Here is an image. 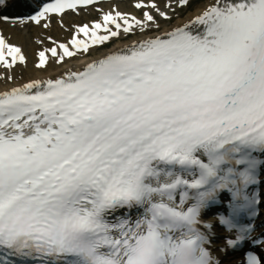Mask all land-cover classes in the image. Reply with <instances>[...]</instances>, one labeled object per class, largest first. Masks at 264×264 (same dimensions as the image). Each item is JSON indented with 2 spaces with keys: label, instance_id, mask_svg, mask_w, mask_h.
<instances>
[{
  "label": "snow or ice",
  "instance_id": "1",
  "mask_svg": "<svg viewBox=\"0 0 264 264\" xmlns=\"http://www.w3.org/2000/svg\"><path fill=\"white\" fill-rule=\"evenodd\" d=\"M96 2L3 17L68 31L36 52L41 71L127 42L0 91V264H264V0L65 20ZM27 65L0 30V68Z\"/></svg>",
  "mask_w": 264,
  "mask_h": 264
},
{
  "label": "bare ground",
  "instance_id": "2",
  "mask_svg": "<svg viewBox=\"0 0 264 264\" xmlns=\"http://www.w3.org/2000/svg\"><path fill=\"white\" fill-rule=\"evenodd\" d=\"M104 7H105L104 10H109V9L115 10L118 7L120 10L123 11H126L125 8L128 7L129 9L127 11L135 12V13L137 12L134 8L130 6V3L128 2L126 3L111 2L105 4ZM90 15H96V12L92 8H88L81 11L78 16L74 14H68L65 17V20L68 21L69 23L75 24L79 20L88 19ZM180 15L181 12L179 15L176 16V20L174 23L178 22L181 19L186 18L187 16L186 15L184 17H180ZM5 34L10 36L14 43L21 44L24 47V50L28 55V65L27 67L21 66L17 68L14 73H12L11 70H6L10 74L14 75L15 79L12 81H8L5 78V76H0V91L10 88L12 86H17L23 82H26L28 78L47 77L49 75H55L58 72H61L67 68L78 67L82 63L91 60L93 57L97 55V52L100 51L97 49V51H93L90 56L81 55L76 59L68 60L67 63H64L62 65L53 64V66L49 67L47 71H41L34 67V63H35L36 50L38 48H42L47 45L45 38L43 36L47 34L49 36H53L55 39H59L62 37L65 38L66 36H68V32L65 30V28H62L56 23V21H53L52 25L47 30H44L43 28L37 26H30V27L28 26L24 28H12L7 26L5 28ZM39 41L40 42L42 41L43 43H40L39 45L38 44ZM126 42L127 41H117L111 48H113L115 45L123 44ZM107 50H101V51H107Z\"/></svg>",
  "mask_w": 264,
  "mask_h": 264
}]
</instances>
